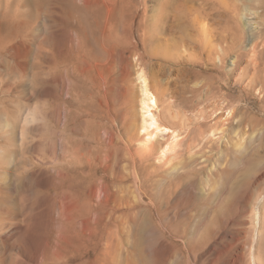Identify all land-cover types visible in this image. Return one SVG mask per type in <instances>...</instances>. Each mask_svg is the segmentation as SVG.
<instances>
[{
	"label": "rangeland",
	"instance_id": "obj_1",
	"mask_svg": "<svg viewBox=\"0 0 264 264\" xmlns=\"http://www.w3.org/2000/svg\"><path fill=\"white\" fill-rule=\"evenodd\" d=\"M263 43L264 0H0V264L13 261L10 248L16 245L32 258L40 257L45 245L60 246L68 264H83L101 257L106 240L107 260L117 256L114 264H254L256 254L264 264V55L252 54V47L260 50ZM103 45L114 46L113 53H106L111 60L129 65L105 68L108 91L95 105L96 89L78 56ZM219 52L223 70L215 64ZM139 55L145 56L152 92L161 100L172 98L174 110L190 120L223 93L262 124L247 134L249 145L234 147V154L250 159L246 176L242 161L232 165L228 158L197 177L199 188L179 191L168 215L140 213L149 209L144 199L132 208L140 225L102 231L89 220L87 206L81 208L95 201L94 191L82 189L74 197L67 183L45 176L39 163L47 152L65 162L75 150L92 156L102 147L111 119L117 127L125 115L124 90L132 87L140 95ZM223 81L228 89L219 92ZM199 124L207 130L210 122ZM20 130L25 132L22 142ZM236 130L234 144L242 142L243 130ZM231 168L229 179L218 177ZM125 187L134 200L131 181ZM215 189L223 191L215 201L221 210L206 214L209 226L195 227L189 211L200 212L202 205L190 195Z\"/></svg>",
	"mask_w": 264,
	"mask_h": 264
},
{
	"label": "bare ground",
	"instance_id": "obj_2",
	"mask_svg": "<svg viewBox=\"0 0 264 264\" xmlns=\"http://www.w3.org/2000/svg\"><path fill=\"white\" fill-rule=\"evenodd\" d=\"M112 47L114 46L103 45L102 48L96 46L95 48H91L83 58L80 59L78 56V61L86 64L92 84L96 89L98 102L94 103L95 105H100L99 102L103 100L104 96L101 93L104 92L106 94L108 91V84L104 77L105 68L109 67L108 69H111L117 65V67L123 69L129 65L122 64L121 60L123 59L118 63L115 59L111 60L112 57L109 54L113 53ZM101 49L105 53L104 56L100 55L102 54ZM55 50V57L59 58L57 48ZM221 53H216L215 57V64L219 68L222 67L223 62ZM252 54L254 56L258 54L264 55V43L260 50H257V46H253ZM150 55L152 56V54ZM144 59V55L138 56L137 65L139 69L136 75L137 81H139L140 95L136 96L137 94L132 87L124 90L121 96V105L124 108L125 115L121 119L119 118L120 120L116 119L119 121L117 127L114 125L115 119H111L110 127L107 126L109 131H105L103 140L101 138V148L94 149L95 152H93L92 156L75 150L71 160L65 162L59 161L55 153L47 152L45 157L42 160L40 159L41 162L39 163L45 176H54V178L63 183H67L66 189L74 197L79 193L83 194L82 192L86 188H89L91 192L92 190L94 191L96 196L95 201L90 202L87 200V202L81 205V208L87 206L89 220L96 228L102 231H106L110 227L119 228L127 225H140L142 221L137 218L138 211L132 212V208L140 207L144 203V199L148 200L147 207L149 209L144 208L142 211L139 210L140 213L147 211L152 214L153 211H156L157 213L161 214L163 212L168 215L171 208L173 206L176 208L177 206L179 191L187 189L194 191L199 188L200 183H198L197 177L216 170L218 165H221L225 161L229 162L228 158L232 159V165H236L235 161H242L240 163L246 167L244 168V176H246L249 170L247 166L250 165V159L247 156H242L243 160L241 156L234 154V147L242 145V143L249 145L251 137L247 134L253 132L256 127L258 128L262 124L260 120L250 114L248 108L245 109V107L234 105L228 99V96L223 93L219 96L218 100L212 102L211 107L206 109V111H201L199 115L194 116L190 120L181 110H174L177 104L172 98L167 97L161 100L152 92ZM221 69L223 70V68ZM121 75L124 79L126 78L125 72L122 71ZM227 87V82L223 81V84L219 85V92H222V89H228ZM137 97L141 106L139 118L136 115V107H138L136 106ZM262 101L264 102V100ZM161 105L162 108L160 109ZM27 119H22L25 124L26 121L28 122ZM47 120V116H41V121L46 122ZM202 120L210 122L207 130H203L202 124H199ZM236 128H242L243 130L241 131L242 142L237 140V143L234 144L235 141L234 143L232 142V135L237 131ZM245 135L248 137L244 138ZM24 137L25 132L20 130L19 141L22 142ZM7 146L5 150L8 149ZM23 151V147L20 148L19 152L23 153ZM3 162L1 165H3ZM234 171L232 168L226 169L217 175L227 180L234 174ZM127 180L131 181L132 196L130 197L134 200H131L127 194L128 187H125V183L128 182ZM206 185L211 186L209 184ZM203 186L205 187L204 184ZM222 192L215 189V192L212 190L205 194V196L190 195L192 201L197 200L202 205L200 212H195V208L193 207L189 211H192L193 214H189V212L185 213V215H193L192 219L197 225L195 227H206L211 224L206 219V214L208 212L218 213L221 210L222 206H216L215 201L220 198ZM111 203L112 206L109 207ZM162 204H165V210H161ZM175 215H180V210ZM1 226L3 227L4 223ZM1 230L3 229L1 228ZM25 236L24 238H26ZM104 246L105 248L100 258L93 261H85L83 264H96L97 261H99L98 264H114L117 262V256H113L111 262L107 260L108 240H106ZM20 247L16 245L10 248L16 257L9 264H25L23 259L27 260L30 264H68L67 251L60 246H43L38 258L29 257L24 253L26 248L23 251ZM4 257L2 258L5 259ZM7 259L6 261H9ZM252 262L254 264H261V259L256 254L253 255Z\"/></svg>",
	"mask_w": 264,
	"mask_h": 264
}]
</instances>
